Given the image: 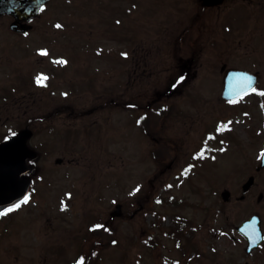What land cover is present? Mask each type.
<instances>
[{"label":"rangeland","instance_id":"1","mask_svg":"<svg viewBox=\"0 0 264 264\" xmlns=\"http://www.w3.org/2000/svg\"><path fill=\"white\" fill-rule=\"evenodd\" d=\"M199 4L51 0L24 35L0 17V141L29 126L36 153L0 264H264L235 230L257 213L264 233V0ZM224 62L255 92L223 102Z\"/></svg>","mask_w":264,"mask_h":264},{"label":"water","instance_id":"2","mask_svg":"<svg viewBox=\"0 0 264 264\" xmlns=\"http://www.w3.org/2000/svg\"><path fill=\"white\" fill-rule=\"evenodd\" d=\"M48 0H0V15H11L14 20L9 28L15 32H26L31 26L27 22L34 19L39 10ZM223 0H202L205 6L220 4ZM223 70V67H222ZM255 82V75L237 69H227L224 71L222 84V97L228 100L238 96L252 87ZM29 130L20 131L15 137L0 144V208L18 201L27 189V179L19 175L26 172V158L34 157V153L26 147V140L30 137ZM60 163V160H56ZM264 167V153L257 170ZM253 176H249L242 185V193H246L253 184ZM221 197L226 201L229 197L227 190L221 193ZM261 196L258 197L260 199ZM118 207L111 216H119ZM259 218L253 216L244 224L237 228L247 240L245 251L248 253L256 248L262 241L263 236L260 230Z\"/></svg>","mask_w":264,"mask_h":264},{"label":"flooded vegetation","instance_id":"3","mask_svg":"<svg viewBox=\"0 0 264 264\" xmlns=\"http://www.w3.org/2000/svg\"><path fill=\"white\" fill-rule=\"evenodd\" d=\"M19 208L20 207L17 206H8V207L0 208V219L11 215L13 212L19 210Z\"/></svg>","mask_w":264,"mask_h":264}]
</instances>
